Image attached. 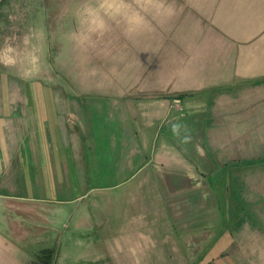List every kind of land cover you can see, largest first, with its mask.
I'll return each instance as SVG.
<instances>
[{"label":"crops","instance_id":"0c3cea01","mask_svg":"<svg viewBox=\"0 0 264 264\" xmlns=\"http://www.w3.org/2000/svg\"><path fill=\"white\" fill-rule=\"evenodd\" d=\"M166 3L144 30L106 33L118 35L111 89L70 70L60 83L58 50L50 82L46 68L0 64V264H52L65 205L117 187L118 235L135 238L113 264H264V0ZM163 213L174 225L149 221ZM79 215L71 227L86 233ZM156 228L173 235L167 253L146 240Z\"/></svg>","mask_w":264,"mask_h":264},{"label":"rangeland","instance_id":"374dc122","mask_svg":"<svg viewBox=\"0 0 264 264\" xmlns=\"http://www.w3.org/2000/svg\"><path fill=\"white\" fill-rule=\"evenodd\" d=\"M81 3L83 0H2L0 28L2 27L4 34L9 36V41L0 43V56L7 59L18 49H27L32 53L34 63L26 62L19 69H15L16 74L23 73L24 69L33 72L43 67L46 68L43 80L50 82L52 73L50 68L56 69L57 63L60 69L57 73L60 83L67 82L66 75L70 70L74 75L71 77H75L81 83L111 86V89L118 84V35L113 33L93 37L92 41L83 47L74 44L70 36L78 28L75 12ZM20 30L27 33L28 40L25 48L22 43L13 39ZM87 46H89L88 52L91 57L84 59V47ZM57 50L60 52L59 57H55L56 63L52 66L50 63L54 56H51ZM100 55L102 57H99ZM44 57L45 63H43ZM83 67L86 68L87 75H82ZM57 76L53 78L56 79ZM92 191L65 205L63 212L60 213L53 239L48 242V245L55 249L52 252V264H113L118 261V242L123 244V238H135L130 235H126L127 237L118 235V187L113 191H95L93 188ZM84 212L89 214L86 222L91 223V228L86 230V233L80 227L74 229L71 227V223H77L76 218L83 217L79 214ZM154 215L159 216V213L155 212ZM170 215L172 216L171 212ZM149 221H152L154 226L159 224L161 227L174 225L176 222L173 218H168L166 214L161 220L149 219ZM122 222L126 224V220ZM162 231L163 229L156 228L154 232L157 235L146 236V240L152 243H163L156 247L157 253H161L163 246L168 247V242L164 243L163 239L169 241L173 236L159 235ZM174 237L170 244L177 243L178 236ZM152 248L154 250L153 245L149 247V250ZM163 250L167 253L165 248ZM191 254L188 253V258ZM168 261V258H165L163 261L156 260L149 264H168Z\"/></svg>","mask_w":264,"mask_h":264},{"label":"clouds","instance_id":"9594fccd","mask_svg":"<svg viewBox=\"0 0 264 264\" xmlns=\"http://www.w3.org/2000/svg\"><path fill=\"white\" fill-rule=\"evenodd\" d=\"M172 10L173 6L166 0H83L75 12L78 28L70 39L74 44L86 46L93 37L109 32L114 23H120L129 35H133L148 26L149 15L159 17L171 14ZM27 40L25 37V43ZM26 62L34 63V57L27 49H18L7 59L0 56V64L5 67H20Z\"/></svg>","mask_w":264,"mask_h":264},{"label":"trees","instance_id":"16d2710c","mask_svg":"<svg viewBox=\"0 0 264 264\" xmlns=\"http://www.w3.org/2000/svg\"><path fill=\"white\" fill-rule=\"evenodd\" d=\"M1 1H2V0H1ZM1 1H0V2H1ZM186 94H187V93H184V94L182 93V94H178L177 96H183V95H186Z\"/></svg>","mask_w":264,"mask_h":264}]
</instances>
